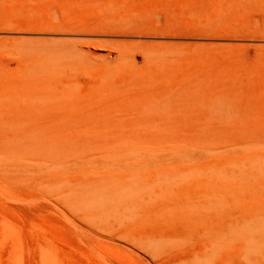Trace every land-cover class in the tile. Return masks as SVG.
I'll list each match as a JSON object with an SVG mask.
<instances>
[{
  "label": "rangeland",
  "instance_id": "374dc122",
  "mask_svg": "<svg viewBox=\"0 0 264 264\" xmlns=\"http://www.w3.org/2000/svg\"><path fill=\"white\" fill-rule=\"evenodd\" d=\"M242 155L264 0H0V264H264Z\"/></svg>",
  "mask_w": 264,
  "mask_h": 264
},
{
  "label": "bare ground",
  "instance_id": "6f19581e",
  "mask_svg": "<svg viewBox=\"0 0 264 264\" xmlns=\"http://www.w3.org/2000/svg\"><path fill=\"white\" fill-rule=\"evenodd\" d=\"M237 166L236 178L241 203L240 245L250 254L257 250L264 251V194L258 195L255 189V179L261 174L262 163L259 159L242 155Z\"/></svg>",
  "mask_w": 264,
  "mask_h": 264
}]
</instances>
